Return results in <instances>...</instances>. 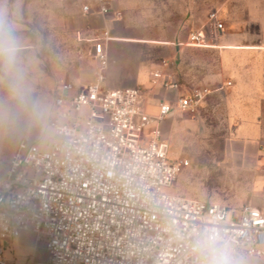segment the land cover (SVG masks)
I'll return each instance as SVG.
<instances>
[{
  "label": "built area",
  "instance_id": "obj_1",
  "mask_svg": "<svg viewBox=\"0 0 264 264\" xmlns=\"http://www.w3.org/2000/svg\"><path fill=\"white\" fill-rule=\"evenodd\" d=\"M94 1L101 15L109 14L108 0ZM82 12L90 14V6ZM219 21L217 12L210 14L218 31ZM206 27L178 46L216 45L205 38ZM109 40L108 32L92 40L98 66L93 83L83 91L67 82L57 86L50 143L21 142L8 163L0 158V242L29 232L44 243L46 264H195L192 238L220 229L239 261H264L262 209L166 191L189 162L171 159L161 126L175 110L196 112L204 92L179 97L176 109L161 103L150 114L140 88L105 86ZM152 85L180 87L161 69ZM258 152L264 178V142ZM0 264H13L1 245Z\"/></svg>",
  "mask_w": 264,
  "mask_h": 264
},
{
  "label": "rangeland",
  "instance_id": "obj_2",
  "mask_svg": "<svg viewBox=\"0 0 264 264\" xmlns=\"http://www.w3.org/2000/svg\"><path fill=\"white\" fill-rule=\"evenodd\" d=\"M108 1L111 2L109 14L121 15L119 20L113 22L111 19L115 34L171 43V46L141 43L120 46L119 54L115 52L113 58L110 54V61L115 64L114 71L111 69L108 74L112 88L135 87L139 67L150 72L159 68L170 74V68L183 66L187 73L207 79L197 86L183 81L185 86L204 92L199 111L176 110L161 126L170 146L171 159L189 162V167L182 171L172 189L166 191L231 208L246 205L260 208L257 204H264V178L257 156L258 146L264 142V91L257 97L259 110L255 119L262 135L246 142L244 147L238 144L245 142L239 137L238 130L247 121L246 108L251 103L245 101L247 87L243 90L244 97L237 95V83L231 72L245 77L248 70L250 78L262 76L264 80V52L178 46L187 43L190 34L204 26H207V41L226 45L222 44L224 29L226 39L230 34L226 21L222 18V22L219 17L223 26L220 31L209 23L211 13L225 14V0ZM84 3L81 0H0V18L15 28L20 39V59L30 89L26 105L19 106L8 101L7 92L0 88V103L11 105V115L0 119V140L5 144L0 157L5 163L21 142L50 143L53 138L50 128L53 99L59 84L71 83L83 91L93 81L98 66L93 58L92 40L103 38L105 31L89 26L88 15L82 12ZM250 30L252 37L244 38L242 44L264 47V39L255 36V27ZM231 34L235 32L231 31ZM117 72L119 75L114 76ZM144 85L146 88L147 84ZM148 112L157 113L152 106ZM166 123H171L167 129ZM242 152L254 164L246 162L241 166L243 156L239 153ZM0 245L5 258L13 264L47 262L44 243L37 242L29 232L12 242H0Z\"/></svg>",
  "mask_w": 264,
  "mask_h": 264
},
{
  "label": "crops",
  "instance_id": "obj_3",
  "mask_svg": "<svg viewBox=\"0 0 264 264\" xmlns=\"http://www.w3.org/2000/svg\"><path fill=\"white\" fill-rule=\"evenodd\" d=\"M81 1L85 2L84 5H89L91 9V13L88 14V17H87V23L89 22V26L95 30L99 28L102 31L108 32V37L111 38L105 44V51L108 56L106 83H105V86L107 88H112L108 82V74H109V71L113 69L112 67L115 66V64L113 62L111 63L110 61V54L112 53V58L115 52L119 54L121 50L120 46L125 45V44H139V43L152 44L150 42L165 44V45H160V44H153V45L171 46V43L167 41H149V40L131 38L127 35L115 34L114 33L115 31L111 29V26L114 20H119L120 18H117L115 14H112V15L108 14L105 16L101 15L98 3L94 0H81ZM109 5L111 6L110 1H109ZM225 7L227 9H225L226 11L224 15L223 14L221 15L219 11L217 13H218V17H220L222 22H223V19L226 21L229 31H230L228 39H226L227 33L225 34V29H224V36L222 37V44L226 43V45L217 46V45L206 44L203 47H201L202 49L200 50L218 49V50L243 51V52H264L263 46H259V45L249 46V45L242 44V41L244 38H248L249 36L252 37V31L250 30V27L252 26L255 27V30H256L255 36L257 38L264 39V0H225ZM101 16H103L104 18H102ZM243 16H245L244 20H243ZM111 19H113V22H111ZM231 31H234L235 34H231ZM112 34L114 36H111ZM190 49H197V48H190ZM92 53H93V46H92ZM158 69L159 68H154L150 72V70H148L145 67H139L136 72L137 85L133 88H140L142 90V103L147 107V110L151 108L152 106V108L158 111V106L161 103H168L173 108L176 109L177 107L176 102L179 97L186 96L194 91H202V90H196V89L194 90L192 88H189L188 85L185 86L183 81L186 80L188 84L192 86H197V85H202L204 81L207 80L206 78H202L197 74L187 73L186 69L183 68V66H175V67L170 68V71H171L170 74L166 73L165 71L164 73L167 75H171L173 79L178 81L180 85L178 90H168L160 86L153 87L152 85L153 73ZM256 72H258V70ZM117 75H119L118 72L115 73L114 76H117ZM231 77L235 79L237 83V85L235 86V89L237 91L236 93L238 96L244 97L245 95L243 93V90H244V87H247L248 92H247V95L245 96L246 97L245 101L247 103H251V106L246 108L247 121L245 122V124L240 126L238 130V134L241 140H245V142H238V144L240 143L244 146L246 142L254 140V139L257 140L262 135V131L260 130V127L256 124L255 119L257 116L256 113L259 110L257 106V103H258L257 97L259 96L260 92L264 91V80L262 76L250 78V74L248 70L245 74V77L239 75L235 71L231 72ZM94 79H95V76L91 83L94 82ZM144 84H147L146 88H143L145 86ZM202 105L203 103L200 105L197 111H199ZM170 125L171 123H168V124L166 123L165 129H167ZM162 132H163L164 138L167 140V137L164 135V130H162ZM4 145H5L4 142L0 140V155L3 152L2 149ZM239 155L240 157L243 156V159L242 158L241 159L243 160L244 164L243 162H241L242 163V164L240 163L241 166H245L246 162L250 164L254 162L252 159L251 160L249 159L248 161L247 156L245 155V152L239 153ZM258 159H259V152L257 156V161ZM254 166H257L256 163ZM245 174L248 175V172H245ZM257 205L264 211V204L258 203ZM239 262L240 264H264V261H258V260H241Z\"/></svg>",
  "mask_w": 264,
  "mask_h": 264
},
{
  "label": "clouds",
  "instance_id": "obj_4",
  "mask_svg": "<svg viewBox=\"0 0 264 264\" xmlns=\"http://www.w3.org/2000/svg\"><path fill=\"white\" fill-rule=\"evenodd\" d=\"M21 42L15 28L0 18V88L7 100L19 106L27 103L29 85L20 59ZM11 115V105L0 103V119ZM195 264H240L230 239L217 229L201 230L191 240Z\"/></svg>",
  "mask_w": 264,
  "mask_h": 264
},
{
  "label": "bare ground",
  "instance_id": "obj_5",
  "mask_svg": "<svg viewBox=\"0 0 264 264\" xmlns=\"http://www.w3.org/2000/svg\"><path fill=\"white\" fill-rule=\"evenodd\" d=\"M111 39V38H110ZM130 42V41H129ZM143 43V42H142ZM152 44H160V45H165L164 43H153V42H150Z\"/></svg>",
  "mask_w": 264,
  "mask_h": 264
}]
</instances>
